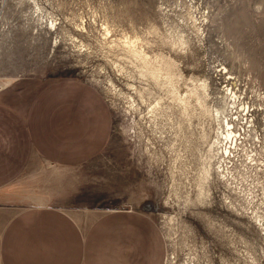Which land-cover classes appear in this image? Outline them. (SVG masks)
<instances>
[{"label":"rangeland","instance_id":"374dc122","mask_svg":"<svg viewBox=\"0 0 264 264\" xmlns=\"http://www.w3.org/2000/svg\"><path fill=\"white\" fill-rule=\"evenodd\" d=\"M129 40L172 63L184 110ZM15 76L93 85L111 128L87 163L34 159L2 189L11 211L135 209L164 264H264V0H0V85Z\"/></svg>","mask_w":264,"mask_h":264},{"label":"crops","instance_id":"0c3cea01","mask_svg":"<svg viewBox=\"0 0 264 264\" xmlns=\"http://www.w3.org/2000/svg\"><path fill=\"white\" fill-rule=\"evenodd\" d=\"M111 111L93 85L69 77L15 76L0 85V199L34 159L87 163L106 145ZM154 221L135 209L107 210L83 225L64 210L0 201V264H164Z\"/></svg>","mask_w":264,"mask_h":264},{"label":"bare ground","instance_id":"6f19581e","mask_svg":"<svg viewBox=\"0 0 264 264\" xmlns=\"http://www.w3.org/2000/svg\"><path fill=\"white\" fill-rule=\"evenodd\" d=\"M123 43L128 54L137 61L142 74L165 86L172 99L182 105V110H184V99L176 93V75L173 71L172 63L163 57H154L152 59L147 58L143 53L136 49L134 41L129 40Z\"/></svg>","mask_w":264,"mask_h":264}]
</instances>
